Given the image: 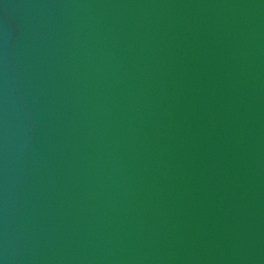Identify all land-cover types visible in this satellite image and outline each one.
Segmentation results:
<instances>
[{
    "label": "water",
    "instance_id": "95a60500",
    "mask_svg": "<svg viewBox=\"0 0 264 264\" xmlns=\"http://www.w3.org/2000/svg\"><path fill=\"white\" fill-rule=\"evenodd\" d=\"M0 264H264V0H0Z\"/></svg>",
    "mask_w": 264,
    "mask_h": 264
}]
</instances>
